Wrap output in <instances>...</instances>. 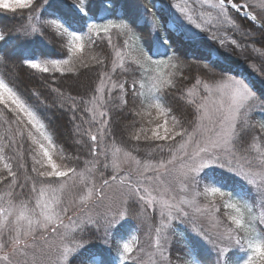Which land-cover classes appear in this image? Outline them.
Wrapping results in <instances>:
<instances>
[{
    "label": "snow or ice",
    "instance_id": "obj_1",
    "mask_svg": "<svg viewBox=\"0 0 264 264\" xmlns=\"http://www.w3.org/2000/svg\"><path fill=\"white\" fill-rule=\"evenodd\" d=\"M24 9L62 55L0 78V264H264V0Z\"/></svg>",
    "mask_w": 264,
    "mask_h": 264
},
{
    "label": "trees",
    "instance_id": "obj_2",
    "mask_svg": "<svg viewBox=\"0 0 264 264\" xmlns=\"http://www.w3.org/2000/svg\"><path fill=\"white\" fill-rule=\"evenodd\" d=\"M30 10H18L17 13H12L7 10H0V31H3L7 36L8 43L0 42V51H2L7 60V64H0V78H5L8 81L15 83L18 87L25 91L27 94L29 91H42L41 82L30 75V73L35 72V70H28L25 67H21L20 55L19 53L25 49L35 50L39 52L48 53L51 58H56L62 55L61 45L57 43L51 36L43 40L42 44H36L35 41L27 36L26 34H21L17 30L22 29V26L26 25V15ZM225 34V35H224ZM221 37L231 38V33H218ZM224 35V36H223ZM228 39H226V42ZM229 42V41H228ZM232 47L230 44L225 46V55L232 59L239 61L235 53L225 51V48ZM40 74L36 73L38 77ZM49 118L57 126L63 124V119L60 117L59 113L54 110H49ZM101 247V245H97ZM183 254V251H180ZM243 255V254H239Z\"/></svg>",
    "mask_w": 264,
    "mask_h": 264
},
{
    "label": "rangeland",
    "instance_id": "obj_3",
    "mask_svg": "<svg viewBox=\"0 0 264 264\" xmlns=\"http://www.w3.org/2000/svg\"><path fill=\"white\" fill-rule=\"evenodd\" d=\"M241 2H243V0H241ZM252 2H258V0H252ZM224 35H225V34H224ZM224 35H223V36H224ZM229 44H230V43L227 41V42L225 43V46H227V45H229ZM225 46H224V47H225ZM224 47L221 48V49H224ZM221 49H220V50H221ZM222 51H224V50H221V52H222Z\"/></svg>",
    "mask_w": 264,
    "mask_h": 264
}]
</instances>
